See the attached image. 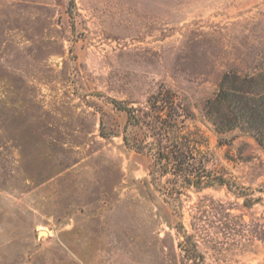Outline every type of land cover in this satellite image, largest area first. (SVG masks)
<instances>
[{"label":"rangeland","instance_id":"rangeland-1","mask_svg":"<svg viewBox=\"0 0 264 264\" xmlns=\"http://www.w3.org/2000/svg\"><path fill=\"white\" fill-rule=\"evenodd\" d=\"M226 74L264 102V0H0V264H264Z\"/></svg>","mask_w":264,"mask_h":264},{"label":"trees","instance_id":"trees-1","mask_svg":"<svg viewBox=\"0 0 264 264\" xmlns=\"http://www.w3.org/2000/svg\"><path fill=\"white\" fill-rule=\"evenodd\" d=\"M230 79L231 75L226 74L220 90L207 103L213 123L217 128L222 129L233 127L243 121L250 128L257 129L258 139L264 144V102L259 103L256 99L251 98V103L242 105L239 89L228 86ZM124 109L128 112L129 117L136 118L133 109L128 107Z\"/></svg>","mask_w":264,"mask_h":264}]
</instances>
